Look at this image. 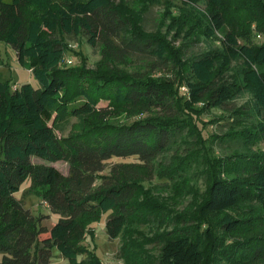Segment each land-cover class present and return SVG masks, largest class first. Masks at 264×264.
Here are the masks:
<instances>
[{
  "label": "trees",
  "instance_id": "1",
  "mask_svg": "<svg viewBox=\"0 0 264 264\" xmlns=\"http://www.w3.org/2000/svg\"><path fill=\"white\" fill-rule=\"evenodd\" d=\"M50 1L0 0V40L14 47L20 65L40 82L39 88L31 83L12 87L0 80V264H50L55 249L69 264H104L80 242L96 239L92 223L106 213L107 235L122 239L119 257L126 264H264V150L254 149L255 142L264 141V41L252 43L243 33L242 42L228 26L227 0H208L209 19L202 32L209 37L219 33L221 45L184 62L181 52L170 54L165 42L137 30L114 0H65L62 6ZM25 6H35L41 15L26 17ZM61 34H85L107 62L125 63L137 53L156 57L162 66L176 60L177 68L185 66L191 74L179 81L187 94L180 98L176 93V105L170 80L140 77L120 67L108 72L63 67L70 48ZM237 60L244 67L231 75ZM245 95H251L246 113L255 120L254 128L236 135L241 148L213 155L215 170L208 171L197 222L178 215L183 225L176 226L167 205L144 184L162 172L172 179L187 165L178 146L194 150L200 130L195 116L213 108L235 110L229 106ZM103 99L109 104L99 107ZM115 107L146 117L107 122ZM182 112L190 119L182 118ZM70 118L77 119L73 131L61 137L56 130ZM172 150L178 151L175 163L156 167ZM34 157L67 160L69 171L36 163ZM130 157L137 160L117 161L105 172L113 158ZM27 180L51 212L60 215L50 229L42 224L43 215L25 208L15 195ZM213 215L219 217L223 237L212 225L203 227ZM44 233L49 235L41 238ZM227 239L233 241L222 245ZM149 243L158 246V254L141 259Z\"/></svg>",
  "mask_w": 264,
  "mask_h": 264
},
{
  "label": "rangeland",
  "instance_id": "2",
  "mask_svg": "<svg viewBox=\"0 0 264 264\" xmlns=\"http://www.w3.org/2000/svg\"><path fill=\"white\" fill-rule=\"evenodd\" d=\"M64 1L51 0L50 5L62 6ZM189 2V0H114L116 6L123 9L127 15H130L137 30L144 31L165 42L170 54H174L175 51L181 52L182 55L180 57L184 62H188V56L207 51L212 47H220L222 38L219 33L216 36L209 37L202 32V28L209 19L210 5L208 0H199L197 4H190ZM262 5H264V0H227L228 26L234 32H239L238 36L243 35V33L249 34V39L252 43L259 44L263 42L264 34L261 33V31L264 33ZM24 15L26 17H35L40 16L41 12L35 6H25ZM61 38L67 47L69 46L70 48L66 56L73 60L71 64L63 62V67L70 66L97 71L105 68L104 72H108L110 70L109 67H120L129 73L139 76L146 77L151 75L154 78L170 80L174 83L173 99L176 105L179 104L176 101V98H178L176 93L181 96L180 98L187 94L186 85L179 81L180 77H190L191 74L185 66L177 68L180 63L176 60H173L167 66H162L156 57L150 54L137 53L135 57L129 58L125 63L113 62L112 60L107 62L103 59L101 48L91 46L85 34L78 36L61 34ZM240 38L242 42L246 39L242 36ZM243 67V60L234 61L230 74L235 75L241 72ZM0 80L10 81L12 87L15 84L20 86L24 83H31L36 88L40 87V82L31 70L23 67L18 62L14 47L5 40H0ZM251 102V95H245L229 106L232 108L237 107L235 110L213 108L198 117L195 116L193 121L195 125L199 126L198 129L201 132L198 130L195 132L198 133V136L193 138L194 145L192 147H194V150H184V144L178 146L180 156L184 157V162L187 165L181 168V171L176 172L172 179L165 177L162 172L159 176L155 175L151 182L144 184L146 189L151 190V194L156 197L158 202L167 205L169 215L172 219H176L173 221L176 226L183 225V221L180 218H176L178 215L188 217L191 224L197 222L195 217L198 214V209L203 200L202 196L206 191L208 178L210 177L208 171L209 169L215 170L216 162L213 155L227 156V154L233 153L238 146V148H241L242 144L240 145L237 141L238 137L236 135L241 134L240 131L250 132L254 128L255 120L249 113H246ZM108 104L109 102L103 99L100 101L99 107H106ZM118 108L115 107L112 114L105 119L107 122L116 124L131 123L136 119L146 117L135 111H126ZM184 112L181 113V117L190 119ZM101 119L97 118L96 120ZM65 120H62L64 122L60 123L59 128L56 130L61 137L70 135L73 131L72 127L74 128L77 122L75 118ZM188 126L192 127L189 124ZM193 128L196 130L195 127ZM189 140L190 138L185 139V144ZM254 149L264 150V141L258 140L255 142ZM177 152L172 150L156 164V167H160L163 170L168 167L167 165H173L175 163L173 158ZM136 160V157L126 159L113 158L110 160L105 172L108 173L110 165L117 161L134 162ZM33 161L52 164L64 174L69 171L70 165L67 160L47 162L34 157ZM35 192L32 182L27 180L21 190L15 195L24 204L25 208L30 209L35 215H43L42 224L50 229L59 220L60 215L52 213L49 205L43 202L42 198ZM107 217L108 213L104 214L99 222L92 223L96 239L93 241L89 238L80 242V244L94 249L104 264H126L125 260L119 257L122 239L111 240L107 235ZM218 218V216L213 215L210 218V222L204 223L203 227L207 228L212 225L215 234L223 237L222 227L217 226ZM158 224L156 221L152 226L156 227ZM145 227L148 228V226ZM171 228H174V226H170ZM48 235V233H44L40 237L45 238ZM231 241L233 240L227 239L222 242V245H228ZM54 251L55 254L50 264H69L56 249ZM142 251L141 259L143 257L146 258L148 254L155 257L158 254V246L149 243L144 246ZM80 258L84 257L81 256ZM217 263L219 264V262Z\"/></svg>",
  "mask_w": 264,
  "mask_h": 264
},
{
  "label": "built area",
  "instance_id": "3",
  "mask_svg": "<svg viewBox=\"0 0 264 264\" xmlns=\"http://www.w3.org/2000/svg\"><path fill=\"white\" fill-rule=\"evenodd\" d=\"M64 59H65L64 61L66 62V64H71L73 62V60L67 56H65Z\"/></svg>",
  "mask_w": 264,
  "mask_h": 264
}]
</instances>
